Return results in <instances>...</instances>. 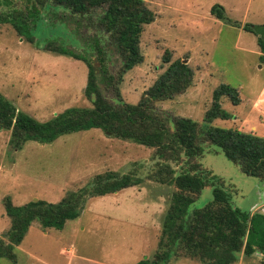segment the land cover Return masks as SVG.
Here are the masks:
<instances>
[{
    "label": "rangeland",
    "instance_id": "374dc122",
    "mask_svg": "<svg viewBox=\"0 0 264 264\" xmlns=\"http://www.w3.org/2000/svg\"><path fill=\"white\" fill-rule=\"evenodd\" d=\"M144 3L154 17L142 25L138 40L141 62L125 71L117 84L121 100L135 103L169 62L180 59L192 72L190 85L171 99L154 102L169 127L173 118L187 117L201 127H235L264 136V53L256 43V37L264 35V0ZM212 5L222 7L224 19L210 14ZM37 10L43 14L41 22L31 21L33 12L28 2L0 0V94L16 110L42 121L68 107L90 106L83 94L87 73L84 61L46 50V43L84 53L83 46L94 40L103 50L111 74L121 62L115 46L93 17L89 21L70 16L61 8L44 10L38 5ZM18 18L26 25L21 35L12 24ZM92 52L86 57L97 68ZM165 52L167 62L162 60ZM97 83L104 96L115 94L100 80ZM220 83L234 87L240 101L232 104L220 97V107L230 117L203 122L212 90ZM8 137L9 131L0 129V238L4 242L11 223L4 210L5 199L13 206L34 198L55 203L104 171L130 172L141 181L112 193L84 197L76 215L59 229L42 228L31 221L12 248L14 262L1 257L0 264H134L152 257L173 191L172 186L148 178L158 168L153 148L108 137L98 128L61 134L50 142L27 140L20 148H13ZM199 162L216 177L234 206L249 213H264L263 182L243 174L213 144L203 145ZM171 166L180 170L175 163ZM211 188V183L204 185L187 212L204 206L211 199ZM167 264L205 263L171 254ZM233 264H264V256L239 253Z\"/></svg>",
    "mask_w": 264,
    "mask_h": 264
},
{
    "label": "trees",
    "instance_id": "16d2710c",
    "mask_svg": "<svg viewBox=\"0 0 264 264\" xmlns=\"http://www.w3.org/2000/svg\"><path fill=\"white\" fill-rule=\"evenodd\" d=\"M23 1L31 7V21L44 20L37 5L44 10L61 8L70 16L89 21L93 17L106 39L115 46L121 63L111 74L103 50L93 39L92 44L83 46L84 53H77L64 45L46 43V50L84 61L87 73L83 94L89 99L90 106L68 107L49 119L39 121L16 110L0 94V129L9 131L8 143L13 148H20L27 140L50 142L61 134L98 128L108 137L153 148L152 156L157 159L158 168L148 178L172 186L173 191L161 220L157 250L151 258L140 259L134 264H167L171 254L205 264H233L239 253L247 257L258 252L264 256V213H249L234 206L226 191L218 185L216 177L199 162L203 145L213 144L243 174L264 183V136L243 132L235 127H201L187 117L173 118L169 127L166 116L155 109L154 102L171 99L190 85L192 72L180 59L169 62L135 103H127L118 96L117 84L122 74L141 62L138 40L142 25L150 23L154 17L144 0ZM210 14L224 19L219 5H212ZM12 24L21 35L22 26L26 25L20 18L18 22L12 21ZM243 28L253 31L251 26L243 25ZM31 37L27 36L28 40ZM256 43L264 53V35H258ZM91 49V57L95 56L97 68H94L90 57H86ZM162 60L168 61L166 52ZM98 80L105 88H112L115 94L110 98L104 96L98 87ZM220 97H225L232 104L240 101L234 87L224 83L216 85L210 104L202 115L203 122L230 117L220 107ZM171 163L179 165L180 170L175 171ZM140 181V177L130 172L117 174L104 171L95 174L85 186L67 192L55 203L36 199L13 206L5 199L3 206L11 223L4 234L7 241L0 238V258L14 262L12 248L20 242L31 221H37L42 228L59 229L65 220L76 215L84 197L112 193ZM208 183L212 185L211 199L204 206L187 212L188 205Z\"/></svg>",
    "mask_w": 264,
    "mask_h": 264
},
{
    "label": "water",
    "instance_id": "95a60500",
    "mask_svg": "<svg viewBox=\"0 0 264 264\" xmlns=\"http://www.w3.org/2000/svg\"><path fill=\"white\" fill-rule=\"evenodd\" d=\"M35 200V198L33 199V201Z\"/></svg>",
    "mask_w": 264,
    "mask_h": 264
}]
</instances>
